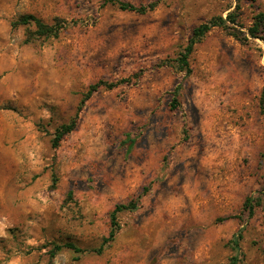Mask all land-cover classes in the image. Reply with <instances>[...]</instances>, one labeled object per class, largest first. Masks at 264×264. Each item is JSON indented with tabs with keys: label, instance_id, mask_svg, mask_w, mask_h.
I'll use <instances>...</instances> for the list:
<instances>
[{
	"label": "rangeland",
	"instance_id": "obj_1",
	"mask_svg": "<svg viewBox=\"0 0 264 264\" xmlns=\"http://www.w3.org/2000/svg\"><path fill=\"white\" fill-rule=\"evenodd\" d=\"M116 1L155 7L0 0V264H264V40L213 27L178 65L195 27L232 11L243 36L264 0Z\"/></svg>",
	"mask_w": 264,
	"mask_h": 264
},
{
	"label": "trees",
	"instance_id": "obj_2",
	"mask_svg": "<svg viewBox=\"0 0 264 264\" xmlns=\"http://www.w3.org/2000/svg\"><path fill=\"white\" fill-rule=\"evenodd\" d=\"M107 2H112L118 4L119 8L122 10L127 11H134L143 13L146 12V10L153 9L155 7V3H150L147 6H136L129 2L124 1H116V0H106ZM250 2H255L256 0H248ZM236 21L235 19V13L230 11L227 13L226 17L218 16L211 18L209 21L199 24L197 27H195L192 31V35L188 40L187 45L184 47L183 51L180 53V56L178 58V65L184 70H187L189 73V63L188 58L191 52L193 51V48L195 44L199 43L202 38L213 28V27H220L223 30L227 31L229 35L234 37L240 42H245L248 40V38H259L261 40H264V12H259L255 15L254 20L252 24L246 29V33L243 34V36L240 35V31H237L234 27H230L229 23L234 24ZM18 25H25L27 27L33 26L34 30L31 32V35L37 36V37H56L63 28V20H55L54 23H46L42 21L40 18L36 17L33 14H23L18 17V19L14 22V26ZM136 77H139V74L136 75ZM120 82H130V79H121ZM114 86L113 83H107L105 81H98L96 83H93L89 86L87 93L85 94V97L83 98V101L90 97L92 93L97 91L101 87L106 88H112ZM179 93V86H176L174 91L172 92V99L170 102V106L172 108H177L179 106V101L177 99ZM264 102V94L262 98V104ZM76 126V120L72 119L70 122L61 125L58 127L54 132V137L52 139V146L56 147L59 145L60 141L68 134L70 133ZM134 140H129L128 144L129 146L132 145ZM256 204H259V201L256 199H252L250 197L246 198L244 202V209L248 211L249 215L253 214L254 206ZM128 208V205H117L115 207V212L118 210L126 209ZM114 216V215H113ZM115 229H112L110 232V238L114 236ZM241 238V235H234L232 239V243L234 246H238L239 239ZM107 241V240H105ZM62 248H68L72 250L75 253H83L86 252V249L79 248L75 244L71 242H66L63 244H55L53 245L52 250L50 253L54 255L56 252L60 251ZM102 251V247L95 249V252L100 253ZM237 257H232V260L230 264H237Z\"/></svg>",
	"mask_w": 264,
	"mask_h": 264
}]
</instances>
